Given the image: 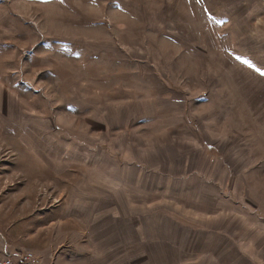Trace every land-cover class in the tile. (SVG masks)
I'll return each mask as SVG.
<instances>
[{"label":"rangeland","instance_id":"rangeland-1","mask_svg":"<svg viewBox=\"0 0 264 264\" xmlns=\"http://www.w3.org/2000/svg\"><path fill=\"white\" fill-rule=\"evenodd\" d=\"M1 90L0 254L264 257V0H0Z\"/></svg>","mask_w":264,"mask_h":264},{"label":"crops","instance_id":"crops-1","mask_svg":"<svg viewBox=\"0 0 264 264\" xmlns=\"http://www.w3.org/2000/svg\"><path fill=\"white\" fill-rule=\"evenodd\" d=\"M3 93H5L4 90L3 91L1 90L0 94H3ZM261 232L263 235L260 238H264V230ZM258 234L259 233L256 230L254 232L242 231V232H240L239 235L233 234L232 237H230V238L228 236L222 235V234H219L218 236H215V237H219V239L221 238V240L219 241V244L231 243V244H229L231 247L233 245H235L234 250H235L236 254H234V255L236 257V260H238V261H236V264H264V257H261L260 254L257 253V255L261 257V258H259L260 260H258V258L256 259L255 256L253 257V255H255L253 253L254 252L253 247L255 246V248L258 249V247L256 246L258 243L257 240H259ZM254 236H256V237L254 238ZM234 238H235V240H234ZM239 242H241V243H239ZM232 243H233V245H232ZM245 244L250 245V246H247V247H249V249L246 252H244L240 248V246L245 245ZM229 250L231 252V249H229ZM248 255H250V256L248 257ZM221 263H222V261H221Z\"/></svg>","mask_w":264,"mask_h":264},{"label":"built area","instance_id":"built-area-1","mask_svg":"<svg viewBox=\"0 0 264 264\" xmlns=\"http://www.w3.org/2000/svg\"><path fill=\"white\" fill-rule=\"evenodd\" d=\"M0 264H49L47 261L37 258L31 252L11 251L1 249Z\"/></svg>","mask_w":264,"mask_h":264}]
</instances>
